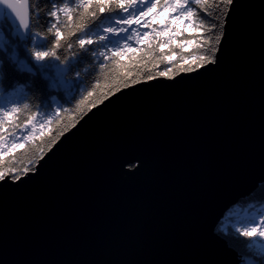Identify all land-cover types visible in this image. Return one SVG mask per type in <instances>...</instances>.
Segmentation results:
<instances>
[{"label": "water", "instance_id": "95a60500", "mask_svg": "<svg viewBox=\"0 0 264 264\" xmlns=\"http://www.w3.org/2000/svg\"><path fill=\"white\" fill-rule=\"evenodd\" d=\"M244 2L243 50L230 29L216 71L101 106L6 199L0 264H201L222 248L217 217L264 180V0Z\"/></svg>", "mask_w": 264, "mask_h": 264}, {"label": "snow or ice", "instance_id": "6c2138e0", "mask_svg": "<svg viewBox=\"0 0 264 264\" xmlns=\"http://www.w3.org/2000/svg\"><path fill=\"white\" fill-rule=\"evenodd\" d=\"M246 6L244 0H219L216 10L208 0H0V19L7 17L13 22L6 39L0 32L4 42L0 44V206L27 180L39 176L60 145L92 119L101 106L108 107L121 96L135 92L137 86L152 87L159 78L171 81L166 87H172L178 76L185 79L188 74L201 75V70L216 71L221 64L218 53L229 39L230 29L243 50L252 28V20L241 13ZM157 9L168 12L173 20H187L193 29H218L215 43L209 39L203 44L198 38L186 39L178 46L191 44L203 52L189 54L190 61L180 55L185 63L178 67L172 55L160 52L154 58L166 65L163 70L153 64L154 72H125L101 88L94 73L99 70L103 75L109 65H120V58L145 51L141 47L145 41L150 56L154 47L160 45L172 51L174 30L165 25L157 32L149 24ZM68 22H72L71 27ZM141 28L145 30L140 31ZM260 34L264 54V5ZM88 77L94 79L90 88L85 86ZM65 96L69 97L65 103L75 100V105L66 108L60 104L57 97ZM50 99L56 103L54 110ZM67 113H71V118L63 122L62 114ZM54 124L60 127L53 130ZM18 150L20 155L30 154L22 167L16 164ZM261 151L264 156V143ZM5 157L13 161L10 166ZM140 167L142 163L136 170ZM222 215L213 224L214 238L222 243V248L206 255L201 264H264V200L250 202L232 214L227 230L219 227ZM4 242L0 234V251ZM187 243L193 247L203 245L194 232L187 237Z\"/></svg>", "mask_w": 264, "mask_h": 264}, {"label": "trees", "instance_id": "16d2710c", "mask_svg": "<svg viewBox=\"0 0 264 264\" xmlns=\"http://www.w3.org/2000/svg\"><path fill=\"white\" fill-rule=\"evenodd\" d=\"M208 3H209V6L213 10H216L219 0H208ZM164 12L165 11L160 10V9L154 10L153 12L154 19H151L149 21V24L152 26V28H156L157 32H160L165 25H168L170 28L174 30L171 33V35L174 36V39L172 41V51L169 52V48L166 45H160V46L154 47V49L152 50V55L150 56L148 53V49H147V41H145L144 45H141V47L145 48V51L137 52L135 54H129V56L120 58L121 64L120 65H115V64L109 65L108 69L105 71L103 75H100L99 70H97V72L94 73V77L99 80L101 88H103L105 84L115 79L116 77L123 75L125 72L134 73L136 75L145 73L149 71L150 69L153 70L154 72L155 69H153V64H158L159 70H163L166 65L163 63H159V61L154 58V57H158L160 52H168L170 55H172L173 60L176 63L177 67L180 64L185 63V61L180 59V55H184L185 57H188L190 61L189 54L196 55L198 53L203 52V49H197L194 45H191V44L186 45L184 48L179 47L178 45L186 39L192 40L193 38H198V42L201 44H203V41L205 39H209L213 44L215 43V34L216 32L219 31L218 29L216 30V32H208L207 29L205 30L193 29L192 27L188 25L187 20H177V21H174V23L170 24V22L163 19ZM68 24H69V27L72 26V22H68ZM144 30L145 29H143V31ZM147 30L151 31V28ZM11 31H12V28L10 24L7 21H5L0 28V32L5 34V39L7 38V34L10 33ZM167 35L168 33H165V37ZM3 43L4 42L0 40V44H3ZM153 43L156 44L158 42L153 41ZM93 84H94L93 77H88L86 80L85 86L90 88L93 86ZM77 98H79L78 95H77ZM65 99H69V97L65 96L64 99H60L59 97H57L58 102L60 104H63V106L66 108L72 107L75 105V100H72L71 104H68V103H65ZM49 102L52 103V110H54L56 107V103L52 102L51 99L49 100ZM33 110H36V109L34 108ZM41 111H50V110L41 109ZM62 118H63V122H67V120L71 118V113L62 114ZM59 127H60L59 124H54L51 126L53 130L58 129ZM36 143L39 144V141H37ZM19 151L20 150H18V153L15 159H16L17 167H22L23 165L27 164L28 155L30 154L20 155ZM5 163L7 166H10L13 163V161L5 157ZM259 200H264V183H260L254 191L240 198L236 204L232 205L228 209V211L225 213L224 217L221 220L220 228L227 230L228 224H229L228 218L232 214L238 211H241L243 208L247 207L250 202H256Z\"/></svg>", "mask_w": 264, "mask_h": 264}, {"label": "rangeland", "instance_id": "374dc122", "mask_svg": "<svg viewBox=\"0 0 264 264\" xmlns=\"http://www.w3.org/2000/svg\"><path fill=\"white\" fill-rule=\"evenodd\" d=\"M162 13V12H161ZM164 15H163V19L164 20H166V21H168V22H170V24H172V23H174V21H177V20H173L172 18H171V15L168 13V12H164L163 13ZM153 16H154V14H152ZM151 20V19H150ZM149 20V21H150ZM140 31H143V29L141 28V29H139Z\"/></svg>", "mask_w": 264, "mask_h": 264}]
</instances>
